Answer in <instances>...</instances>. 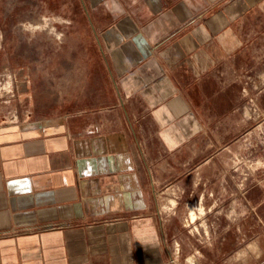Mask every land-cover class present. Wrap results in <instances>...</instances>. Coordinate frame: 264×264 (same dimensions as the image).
Instances as JSON below:
<instances>
[{
	"label": "crops",
	"instance_id": "obj_1",
	"mask_svg": "<svg viewBox=\"0 0 264 264\" xmlns=\"http://www.w3.org/2000/svg\"><path fill=\"white\" fill-rule=\"evenodd\" d=\"M84 3L104 84L94 104L0 121V264H176L150 156L205 139L214 162L246 103L264 112L242 80L264 64V0Z\"/></svg>",
	"mask_w": 264,
	"mask_h": 264
},
{
	"label": "rangeland",
	"instance_id": "obj_2",
	"mask_svg": "<svg viewBox=\"0 0 264 264\" xmlns=\"http://www.w3.org/2000/svg\"><path fill=\"white\" fill-rule=\"evenodd\" d=\"M46 20L42 27L35 23ZM99 57L84 0H0V121L94 104L104 77ZM242 76L248 95L264 106V64L243 66ZM246 105L251 112L238 127L232 123L214 162L207 157L221 145L206 148L205 139L195 157L191 145L150 156L157 210L176 264H257L256 239L264 236V112L256 117L252 101ZM192 209L195 222H189Z\"/></svg>",
	"mask_w": 264,
	"mask_h": 264
},
{
	"label": "bare ground",
	"instance_id": "obj_3",
	"mask_svg": "<svg viewBox=\"0 0 264 264\" xmlns=\"http://www.w3.org/2000/svg\"><path fill=\"white\" fill-rule=\"evenodd\" d=\"M57 17V16H56ZM55 18V17H54ZM58 19H60V20H63L62 18H60V17H58ZM66 20V19H65ZM51 21V20H50ZM55 22V21H54ZM66 22V21H65ZM38 26H40V27H42L43 25H45L46 23H48V20H46L45 22H44V24H43V22H41V21H37V22H35ZM62 23V22H61ZM36 24H30L28 27L30 28V29H35V28H38V26H36ZM48 25V24H47ZM44 29V28H43ZM55 31L54 30V27H50L49 28V31ZM57 34H59V33H57ZM174 200L173 199H171V201H170V206L171 205H174ZM197 219V212L194 210V209H192L191 211H190V221H195Z\"/></svg>",
	"mask_w": 264,
	"mask_h": 264
}]
</instances>
